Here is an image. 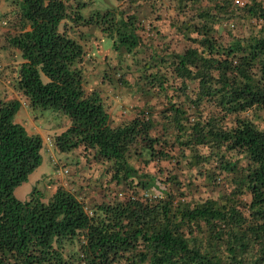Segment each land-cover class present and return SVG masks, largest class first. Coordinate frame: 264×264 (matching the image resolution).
I'll return each mask as SVG.
<instances>
[{
  "label": "trees",
  "instance_id": "1",
  "mask_svg": "<svg viewBox=\"0 0 264 264\" xmlns=\"http://www.w3.org/2000/svg\"><path fill=\"white\" fill-rule=\"evenodd\" d=\"M127 1L164 19L184 49L136 11L84 16V3L8 0L16 32L4 46L20 62L3 68L4 83L28 112L69 120L49 152L105 165L117 191L90 212L62 187L18 200L44 143L14 122L26 105L0 96V264H264V0ZM92 28L120 57L145 55L133 83L118 80L140 106L117 125L84 90L77 38ZM155 30L160 51L142 48Z\"/></svg>",
  "mask_w": 264,
  "mask_h": 264
},
{
  "label": "rangeland",
  "instance_id": "2",
  "mask_svg": "<svg viewBox=\"0 0 264 264\" xmlns=\"http://www.w3.org/2000/svg\"><path fill=\"white\" fill-rule=\"evenodd\" d=\"M67 1H69L68 6L72 7L77 3H84L86 5V8L82 11L84 16H88L90 13H95L99 10H115L116 8L125 12H139L138 15L143 20L145 27L148 28L150 23L156 26V30L162 32L161 35L165 36L164 41L169 42L171 49L176 52H181L184 49L185 42L173 35L172 31H169L167 22L164 19H156V15L149 13L150 10L145 6L134 8L128 4L127 0H121V2L117 0ZM145 1L147 0H139L141 3ZM171 5H175L174 0L170 4L166 3L164 6L168 7ZM10 11L11 6L8 0H0V20L3 22L1 23L3 25H0V57L2 61L0 96L2 98L18 100L26 105L25 98L21 94L16 93L9 83H4L6 73L3 72V68L6 70L20 62V56L12 52L13 50L11 51L10 46H4L5 38L16 32L13 28L15 19L13 15L9 16ZM66 26L69 25L67 24ZM156 30L150 36H143L142 48L153 46L160 51L163 40L156 35ZM86 31L91 33V35H85L84 32ZM84 32L82 33V38L77 39L78 42L82 43L86 54L82 66L85 92L90 93L95 91L104 98L106 109L110 114L113 125L120 124L124 120H129L135 113L134 107L140 106V103L136 99L135 96L137 95L134 91L121 86L118 80L121 76L123 80L129 83L135 81L137 74H139V64L142 63V59H145V55L142 54L143 49L135 55L130 56L123 53L122 57H120L112 49L113 41L104 36L101 31L92 28ZM70 35L74 36V34ZM121 67L123 70H120ZM1 72H3V75H1ZM67 120L62 114L51 109L37 110L30 113L28 112L27 105L20 107V110L14 117V122L22 125L29 134L40 135L44 145L41 150V165L28 177L26 182L16 189L15 196L22 198V200H27L30 193L34 189H38L45 197H50L56 187H62L76 194L80 200L84 201L86 210L90 212L94 204L111 200L112 193L110 192L117 191V189H114L113 185L110 188L106 186L109 175L104 173L105 165L99 162H88L78 153L67 156L54 150L49 152L51 149L48 146L50 145L49 141H53L56 135L65 130L68 126ZM259 124L260 127L264 126L261 121H259ZM55 163L68 169V175L64 176L65 173L61 172L60 166H54ZM149 167L150 169L152 168V166ZM119 190L122 189L119 188ZM155 192L159 194V191Z\"/></svg>",
  "mask_w": 264,
  "mask_h": 264
},
{
  "label": "crops",
  "instance_id": "3",
  "mask_svg": "<svg viewBox=\"0 0 264 264\" xmlns=\"http://www.w3.org/2000/svg\"><path fill=\"white\" fill-rule=\"evenodd\" d=\"M138 13H139V12H138ZM149 13H150V12H149ZM150 15H151V14H150ZM84 34H85V35H87V34H88V35H91V33H89L88 31L84 32ZM69 35H70V34H69ZM70 36H71V35H70ZM79 44L82 46V43H81V42H79ZM7 99H10V98H7ZM25 109H26V108H25ZM23 113H24V112H23ZM67 123L69 124V121H68V120H67ZM67 127H68V126H67ZM67 127H66V128H67ZM66 128H65V129H66ZM30 176H31V175H30ZM15 193H16V190H15L14 194H15ZM20 196H21V195H20ZM15 197L17 198V196H15ZM17 199L20 200V201H24V200H25V199L22 200V198H20V197H18Z\"/></svg>",
  "mask_w": 264,
  "mask_h": 264
},
{
  "label": "built area",
  "instance_id": "4",
  "mask_svg": "<svg viewBox=\"0 0 264 264\" xmlns=\"http://www.w3.org/2000/svg\"><path fill=\"white\" fill-rule=\"evenodd\" d=\"M138 1H139V0H138ZM1 23H3V22L0 20V25H3V24H1ZM1 69H2V61H1V57H0V71H1ZM64 173H67V172L65 171Z\"/></svg>",
  "mask_w": 264,
  "mask_h": 264
}]
</instances>
